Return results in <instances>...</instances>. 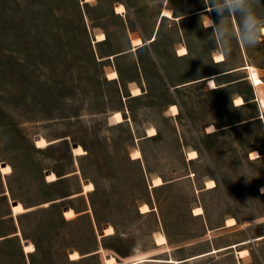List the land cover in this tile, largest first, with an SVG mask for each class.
Returning a JSON list of instances; mask_svg holds the SVG:
<instances>
[{
  "label": "rangeland",
  "instance_id": "374dc122",
  "mask_svg": "<svg viewBox=\"0 0 264 264\" xmlns=\"http://www.w3.org/2000/svg\"><path fill=\"white\" fill-rule=\"evenodd\" d=\"M163 4L0 0V171L35 207L21 215L35 264H179L162 259L208 247L193 209L223 243L242 235L216 230L226 217L264 216V36L241 38L246 15L264 25V0L234 14L226 0ZM157 25L156 41L129 42ZM257 244L242 264H264ZM229 252L184 264H239ZM0 264H23L16 240Z\"/></svg>",
  "mask_w": 264,
  "mask_h": 264
},
{
  "label": "crops",
  "instance_id": "0c3cea01",
  "mask_svg": "<svg viewBox=\"0 0 264 264\" xmlns=\"http://www.w3.org/2000/svg\"><path fill=\"white\" fill-rule=\"evenodd\" d=\"M166 1L167 0H165V4L162 5L161 11H162L163 7H166ZM120 4H123L125 6V8H127L126 3H120ZM215 7H217V6H213L212 8H215ZM206 8H204L198 12H195V13L180 16L179 18H184L187 16H191L193 14H196V13H201V12L207 11ZM115 10H116V6H115ZM159 18L160 19L158 21V25L160 23L161 18H164V16H162L161 12H160ZM158 25L156 27V30L153 32V34L149 38H146L142 34H138L137 31H135V30H131V36L129 37V42L132 43V40L135 38H138V37H140L144 42H147V43L156 41V39H157V33L156 32L158 29ZM263 26L260 27L261 32H262ZM97 35L98 34H96V36ZM153 35L156 38L152 41H149ZM106 40H107V38H106ZM100 42H103V41H100ZM141 47H143V46H141ZM141 47H139V48H141ZM235 70H237V69H235ZM211 77H213V76H211ZM259 157H257V158H259ZM251 159H256V158H251ZM6 164L7 163H5V162L0 163V165H6ZM12 171H13V169H12ZM10 173H12V172H10ZM10 173L4 175L0 171V246L4 245L6 242H9L11 240H16L18 242L19 249H20V251H22V254H23V264H35L33 261V254L37 251L38 245L36 243H34L31 239H28L24 236V229H23V225L21 222V215L28 213L30 211H33L35 209V207L27 206L24 202L17 201L12 197V195H11L12 190H11L10 185L8 183V175ZM262 185H264V183ZM262 185H260L258 187V192L261 195H264V191L261 190ZM76 195H78V194H76ZM71 196H69V197L73 198ZM57 201H58V199L51 201V202H48V203L50 204V203H54ZM18 202H21L23 204V206L28 210H26L25 212L15 214L13 212L12 207L14 204H17ZM68 208H71V207L65 208L64 211L67 210ZM193 210H192V214L194 216H199L203 220L205 230L201 235V239L204 241H207L208 247L206 249H204L200 253H196V254L181 257V258L168 257L166 259H162V258H152L148 255L144 256V257L152 258V259H162V260H164V262H167L166 260H168L169 258H173L175 260L180 261L179 264H184V263H188L189 261H193L194 259L207 257L210 255L218 254L222 251L229 250L230 254H234L235 257H237L238 263L242 264V261L240 260V258H242V256L245 255L246 253L251 254L250 250L253 247L254 248L258 247L257 241L264 240V216L249 219V220L241 219L240 216H238L237 214H232V215L226 217L222 226L218 227L216 230H218V231H221V230H224V231H227V230L240 231L242 233V235H241V237H239L237 239L223 243V242L219 241L217 236L211 235V236H209V238H206L207 234H210V233L215 231L212 228V226L210 225V218L205 214L204 210L201 214H195L193 212ZM230 218H235V222L232 224H228V219H230ZM25 243L34 244L35 250L32 252H26L24 250V244ZM165 244L171 245V243L168 240ZM158 245H163V244H158ZM247 245H250V246L248 247ZM74 250L75 249H70L69 252L71 253ZM214 250H216V251H214ZM258 250H259V253L261 255V261L264 262V252H262V250L260 248ZM98 252H99V250H95V251H92L91 253L81 255L80 258L92 256ZM243 253H245V254H243ZM198 255H200V256H198ZM80 258H78V259H80ZM136 259L137 258L132 259V260H127L123 264H131L132 261H134ZM72 260H74V259H72ZM147 261H149V260H147ZM152 261H159V260H152ZM117 263H118V261H117Z\"/></svg>",
  "mask_w": 264,
  "mask_h": 264
},
{
  "label": "clouds",
  "instance_id": "9594fccd",
  "mask_svg": "<svg viewBox=\"0 0 264 264\" xmlns=\"http://www.w3.org/2000/svg\"><path fill=\"white\" fill-rule=\"evenodd\" d=\"M245 0H226V6L229 8L230 14H234L241 10L242 5ZM211 27L212 25L209 24ZM261 36H264V32H261L258 27V21L255 16L246 15L244 19L243 31L241 34V38L245 42V46L252 47L255 46L261 39ZM230 51L225 53V55L229 54Z\"/></svg>",
  "mask_w": 264,
  "mask_h": 264
},
{
  "label": "bare ground",
  "instance_id": "6f19581e",
  "mask_svg": "<svg viewBox=\"0 0 264 264\" xmlns=\"http://www.w3.org/2000/svg\"><path fill=\"white\" fill-rule=\"evenodd\" d=\"M164 14V13H163ZM208 84L209 85H211V86H215V81L213 80V79H210L209 81H208ZM235 103H236V105H242V104H244V98L242 97V96H239V97H237L236 99H235ZM173 109L176 111L177 110V108H176V106H173ZM208 128V131H211V132H213V131H215L216 130V128H215V126L214 125H210V126H208L207 127ZM37 139H39V138H37ZM36 139V140H37ZM77 147V146H76ZM73 148H75V147H73ZM257 152H254V153H251V154H253L254 156H255V154H256ZM191 156H193V157H196L197 156V151H192L191 152ZM208 185L209 186H215V181L212 179V180H210L209 182H208ZM14 205H16V204H14ZM69 209V208H68ZM67 209V210H68ZM195 212H197V214L199 213H202L203 212V209H202V207H200V208H198V209H196L195 210ZM231 221L234 223L235 222V218H232L231 219ZM108 228V227H107ZM73 252V251H72ZM111 255H106V258H109Z\"/></svg>",
  "mask_w": 264,
  "mask_h": 264
},
{
  "label": "snow or ice",
  "instance_id": "6c2138e0",
  "mask_svg": "<svg viewBox=\"0 0 264 264\" xmlns=\"http://www.w3.org/2000/svg\"><path fill=\"white\" fill-rule=\"evenodd\" d=\"M173 111H174V109H173Z\"/></svg>",
  "mask_w": 264,
  "mask_h": 264
}]
</instances>
